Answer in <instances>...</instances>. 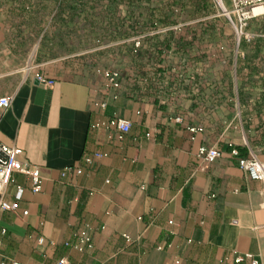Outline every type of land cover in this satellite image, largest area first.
I'll return each mask as SVG.
<instances>
[{
  "label": "crops",
  "instance_id": "crops-1",
  "mask_svg": "<svg viewBox=\"0 0 264 264\" xmlns=\"http://www.w3.org/2000/svg\"><path fill=\"white\" fill-rule=\"evenodd\" d=\"M8 14L0 16V97L11 100L0 115V142L22 148L40 168L41 191L15 175L5 198L13 200L17 185L25 190L19 209H0V259L249 264L234 261L249 252L264 263V181L251 178L228 145L253 154L238 85L231 87L237 110L228 116L222 71L203 74L213 79L205 85L187 74L182 99L173 103L123 81L115 90L68 56L41 54L29 63L17 53ZM37 73L53 83L39 82ZM118 118L131 122L123 139L112 124ZM202 146L223 153L205 166L197 156ZM96 152L104 156L87 164L84 157ZM81 232L92 243L82 251Z\"/></svg>",
  "mask_w": 264,
  "mask_h": 264
},
{
  "label": "rangeland",
  "instance_id": "rangeland-1",
  "mask_svg": "<svg viewBox=\"0 0 264 264\" xmlns=\"http://www.w3.org/2000/svg\"><path fill=\"white\" fill-rule=\"evenodd\" d=\"M5 10L29 63L68 56L89 75L116 70L129 87L172 103L187 74L205 85L213 79L203 74L222 71L225 116L237 110L238 85L247 143L264 160V14L237 31L219 0H0Z\"/></svg>",
  "mask_w": 264,
  "mask_h": 264
},
{
  "label": "built area",
  "instance_id": "built-area-1",
  "mask_svg": "<svg viewBox=\"0 0 264 264\" xmlns=\"http://www.w3.org/2000/svg\"><path fill=\"white\" fill-rule=\"evenodd\" d=\"M224 15L235 25L237 31L243 28L247 22L257 16L262 14H257L255 12L256 8H263L264 11V0H230V6H227L225 0H219ZM103 77L106 79L108 86L113 89H118L120 81V73L116 70H106L103 72ZM36 78L39 82L45 84H52L53 80L46 78L43 74L37 73ZM11 98L8 96L0 97V115L10 107ZM102 106H106V103H102ZM119 132L118 138L123 139L124 134L127 133L131 128V122L123 118H118L113 121ZM231 148V153L238 157L239 166L244 169L251 178L256 180L264 181V162H262L255 154L249 157H243L240 155L239 149L234 146V144L229 143ZM222 150L217 147H205L202 146L198 151V158L203 165H209L215 162L221 155ZM104 154L96 152L94 155H87L84 160L87 164H92L95 158H100ZM74 173L81 174L83 169L81 167L75 166ZM22 174L26 176L31 182V189L33 192L41 191V173L40 168L31 164L27 159L24 158V150L20 147L9 146L0 142V209L3 210H17L19 209V202L23 198L24 187L22 185L16 186V191L13 195V200L8 201L5 198L8 187L15 181V175ZM67 174V170L63 172V175ZM27 214V211L23 212ZM2 233L5 234L6 230L2 229ZM129 239L128 236H126ZM1 243V240H0ZM39 243H44V238L39 239ZM65 245H69L68 242ZM92 247L90 238L85 232H81L78 235V244L76 247L79 250H83L84 246ZM247 260L249 264H264L262 260L257 258L252 253H244L238 255L234 261L239 263ZM0 264H23L17 260H9L7 258H1ZM56 264H69L67 258H60Z\"/></svg>",
  "mask_w": 264,
  "mask_h": 264
},
{
  "label": "bare ground",
  "instance_id": "bare-ground-1",
  "mask_svg": "<svg viewBox=\"0 0 264 264\" xmlns=\"http://www.w3.org/2000/svg\"><path fill=\"white\" fill-rule=\"evenodd\" d=\"M255 12H256L257 14H262V13H264L263 8H261V7L256 8V9H255Z\"/></svg>",
  "mask_w": 264,
  "mask_h": 264
}]
</instances>
